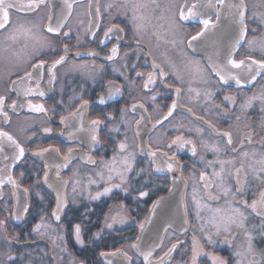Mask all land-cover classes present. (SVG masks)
<instances>
[{"label":"flooded vegetation","instance_id":"1","mask_svg":"<svg viewBox=\"0 0 264 264\" xmlns=\"http://www.w3.org/2000/svg\"><path fill=\"white\" fill-rule=\"evenodd\" d=\"M142 2L146 3L147 7L139 13L145 17L141 22L144 26L139 33L134 31L133 24L130 23V10L127 17L122 14L125 11L123 7L114 6L105 11L106 5L111 3L122 6L124 0H91V6L89 0H75L71 16L62 29V32H69V36L61 35L52 40V48L55 51L48 49L37 56L32 50V41H28V47L24 48L23 38L19 43H12L0 36V95L6 96L4 110L8 114L7 122L5 117L0 115V132L8 133L24 149V155L16 160L19 150L5 137H0V147L4 149L0 151V173L3 172L4 164L11 165V172L0 176V180L4 181V184L0 185V220L5 221L4 225L0 226V264H107L101 259L100 253L116 252L118 249L121 252L126 251L131 257L129 264H143L132 251V244L136 240L142 219L153 201L167 193L171 179L168 175L155 172L156 165L150 159L139 155L138 140L145 138L148 150L160 149L157 153L159 163L165 159L163 152H167L169 156L177 152L175 146L169 150L167 145L178 135L195 141L198 150L196 156L191 155L190 146L178 151L176 161L178 167H183L174 172H180L186 182L184 200L188 231L180 234L167 230L153 260L164 257V264H188L191 259L192 238L194 235H201V221L196 218L192 200L193 187L198 186L199 173L206 170V162L216 158L213 153L204 151L201 141L219 142L223 147L225 140H222L219 134L230 131L234 141L232 147L239 149L240 141L243 140L244 149L250 153L255 150L258 153L257 159L259 155H264V144L261 143L264 141V112H261L264 105L256 101L249 109L241 107L249 97L264 94V78H258L253 84H244L238 89L234 82L220 83L219 77L212 70L213 64L225 62L234 38L231 20L225 14L227 10L221 9L222 15L217 21L215 9H208L207 12L216 27L207 30L199 39L191 41V37L201 31L203 26L198 22L179 21L180 5L184 4L185 0H156V4H152L150 0ZM188 2L193 3L195 0ZM245 3L248 6V14H251L256 6L264 10L261 0H245ZM97 7L100 9L98 27ZM62 12H66L63 0H48V7H42L29 19L43 27L48 23L49 13L57 17ZM174 18L177 21L175 24ZM13 19L16 17L13 16ZM90 19L93 21L92 25L89 24ZM112 25H119L124 29L121 33L122 39L117 40L115 34H112L111 39L105 38L104 32ZM93 32L95 35H92ZM248 38L253 39L251 35ZM262 38L264 33L255 37L256 46L264 43ZM101 39L105 40L104 44H100ZM65 44L68 46L67 53L64 52ZM114 45L118 47V54L114 60H107L106 57ZM88 52H95L96 55L89 56ZM77 53L80 55L77 56ZM61 55L66 59L65 63L53 70L55 81L49 83L47 67L44 69L40 83L44 96L24 97L8 91L13 80L23 76L25 71H31V63L43 59L46 65L50 66ZM247 55L245 48H238L237 52L233 53L235 59ZM29 56L32 57L31 62L26 63ZM254 58L262 59L264 56L255 55ZM194 62H199L202 69V72L195 76L188 71L190 67L195 66ZM153 63L158 64L168 75L163 81L158 78L149 90H145L144 79L153 71ZM173 69L183 78L182 81L176 78ZM156 71L158 73L159 70ZM137 72L144 75L137 77ZM110 85L118 87L120 92L115 93ZM30 86L35 88V81H32ZM177 88L181 89L179 94L176 92ZM189 88L199 91L200 95L197 97L196 91L189 92ZM206 92L213 93L210 100L206 99ZM110 93L113 95L109 99ZM225 95L235 96L236 103L233 105L224 101ZM153 96L156 97L155 100L152 99ZM101 97L105 99L103 104L99 102ZM13 100L17 101L15 110L7 107ZM28 101L43 104L46 111H31ZM84 101H87V105H84ZM173 101L177 103L173 115L163 120ZM133 104H143L144 108L137 107L133 112ZM217 104L220 108L215 107ZM77 109H82L83 116L70 117V113L76 112ZM141 116L144 119L137 126L135 121L140 120ZM61 117L68 118V124H62ZM92 120L103 121L96 130L99 143L91 141ZM157 120L163 122L157 124ZM81 128L82 130H77ZM113 128H119V132H110ZM45 129L50 131L46 132ZM196 129H201L202 132L198 134ZM70 132L72 136H69ZM137 132L139 138L136 136ZM250 132L252 144L247 140ZM124 141L127 143V151L119 154L118 145ZM45 148L59 149V153L51 151L42 156L34 155ZM69 149L75 155L67 167L59 169V179L65 178L68 181L67 206L60 216V221L56 223L51 215L55 209V199L45 188L44 173L53 172L57 178L55 165L64 164L63 159L68 155ZM129 153L134 156L131 162L139 166L141 175L138 177L144 182L142 186L141 180L134 178L132 165V171L127 173V182L121 187L113 188L107 195L96 199L97 201L76 203L77 200H92L91 192L97 193L105 187L120 184V179L115 174L113 179L108 181L109 172L103 164L109 163L114 156L121 157ZM201 154L204 156L203 163ZM233 155L237 156L238 167L240 156L233 153L231 148L227 154L222 153L220 158L229 159ZM88 157H91L95 164L88 163ZM119 166L120 164L116 168ZM211 171V168L207 169L209 174ZM163 172L169 171L165 169ZM97 173H102L103 179ZM9 175L17 182V187L28 189L27 200L23 193L8 183ZM90 179L96 182L89 183ZM125 188L127 191L123 190ZM71 191L75 192L74 196ZM142 191L147 195L141 197L139 193ZM202 195L201 190L198 197ZM107 200L108 204L105 206L104 201ZM128 200H140V209L135 212L131 208L133 204ZM248 202L251 203L250 194ZM209 203L214 208L223 205L224 201L222 199ZM25 205L28 206L26 212ZM118 206L120 208L116 212ZM17 215L20 216L19 219L15 218ZM211 215L207 209L202 212L204 219H209ZM110 218L114 223L123 224L109 228L106 221ZM136 218L135 226L131 220ZM253 223L258 225L259 220L249 222L253 236L264 235L258 229H252ZM38 224L41 227L38 232H34L33 229ZM76 224L81 226L83 244L76 241ZM217 239H223V236ZM177 241L183 243L177 244ZM263 243L260 246L264 245ZM173 244H177L176 250L165 257L164 254ZM243 246V234L240 233L231 245L217 244L206 251H214L215 255L226 259L228 264H235L237 257L234 252H243ZM9 255L14 258L11 262L8 261ZM252 258L249 256V260ZM255 258L259 260L260 256ZM198 264H211V261L202 256L198 258Z\"/></svg>","mask_w":264,"mask_h":264},{"label":"snow or ice","instance_id":"2","mask_svg":"<svg viewBox=\"0 0 264 264\" xmlns=\"http://www.w3.org/2000/svg\"><path fill=\"white\" fill-rule=\"evenodd\" d=\"M152 4H156V0H150ZM75 0H63L64 8L66 12H62L59 16L54 17L51 13L48 15V23L41 25L34 20L29 19L30 16L38 13L42 7H48V0H0V36L3 37L5 41H10L12 43H19L21 38L25 41L23 47H28V41H32V50L39 56L44 51L52 48V40L56 37L63 35L64 37L69 36V32H62V29L65 28L66 22L71 16L73 4ZM261 4L264 5V0H261ZM89 5L91 6V0H89ZM123 7L125 11L122 13L126 17L128 16L129 10L131 11L130 23L133 24V29L135 32L139 33L143 28V23H141L145 17L140 15V10L147 7V4L142 2V0H124V4L114 5L108 4L105 7V11L113 7ZM158 7V5H157ZM226 9V16L230 18L231 24L233 26L234 38L230 44L229 51L225 57V62L222 64H213L212 70L216 76L219 77V81L222 84H229V82H234L237 88L243 87L244 84H253L257 81L258 78H264V58L255 59V55L264 56V43H261L259 46H256L255 37L259 33H264V10H261L260 6L254 7L251 14H248V6L245 3V0H195L193 3H189L188 0H185L184 4L180 5L179 10V21L180 22H198L202 25L201 31L197 32L196 35L191 37V41H195L202 37L205 32L211 28L216 27V24L211 20L210 15L208 14V9H215V15L217 21L221 18L222 12L221 9ZM91 15V14H90ZM13 16L16 19H13ZM96 26H99V17L100 9L96 8ZM55 20V23H53ZM177 23L175 18L173 19V24ZM89 24L92 25L93 21L90 19ZM91 31V28L89 29ZM124 32V29L119 25H112L107 28L104 32L105 38L111 39L112 34H115L117 40L122 39L121 33ZM47 34V35H46ZM92 35H95L93 32ZM249 35L253 39H249ZM264 39V38H262ZM191 41H189V47H191ZM139 44V40L136 41ZM105 40L101 39L100 44H104ZM238 48H245L248 55L241 59H235L233 53L237 52ZM68 46L65 44L64 52L67 53ZM118 54V47L113 46L110 50V54L106 57L107 60H114ZM80 54L77 53V56ZM87 55L95 56V52H88ZM128 54L126 53L125 56ZM31 56L25 61L26 63L31 62ZM66 57L61 55L59 59L54 60L50 66L46 65V62L43 59H39L36 63H31V71H25L23 76H20L17 80L12 81V85L9 87V92H15L17 96L23 95L24 97H29L33 95L44 96L45 93L40 90V83L43 79L44 69L47 67V74L49 76V83L55 81L56 75L53 71L58 65L65 63ZM195 66L188 69L189 73L193 76L200 74L202 69L199 67V62H194ZM84 67V66H82ZM135 68V65H133ZM153 71H150L147 74L146 79H144L143 88L149 90L151 85H154L159 78L163 81L164 77L168 75L163 68L158 64H152ZM159 70L158 73L156 70ZM115 71V69H114ZM173 74L176 75L178 80L182 81V77L176 73L173 69ZM137 77H142L144 74L141 72L136 73ZM35 81V88L31 87V82ZM110 88H114L115 93H119L120 89L115 87V85H110ZM181 91L180 88L176 89L177 94ZM196 91L195 89L189 88V92ZM113 93L109 94V99L112 98ZM200 95L199 91H196V96ZM213 93L206 92V99H211ZM153 100L156 99L155 96L152 97ZM224 101L231 104L236 103V97L225 95ZM259 101L264 105V94L254 95L249 97L242 105V109H249L253 107L254 103ZM99 102L103 104L105 99L100 98ZM6 103V96L0 95V115L5 117L7 122L8 114L4 110ZM84 105H87V101H84ZM17 106V101L13 100L11 104L7 105L8 108L15 110ZM139 108H144L143 104H133L131 111H135ZM177 107L176 101H173L172 105L169 107L167 114L163 117V120H167L173 115L174 109ZM216 108H220V105H215ZM28 108L31 111L41 113L45 112L43 104H33L31 101H28ZM146 111V109H145ZM191 111V109H189ZM261 112H264V107L261 108ZM83 116L82 109H77L76 112L70 113V117L78 118ZM123 119V117H122ZM144 119L141 116L140 120H136V125H140L141 121ZM239 119V117H237ZM68 118L61 117L62 124H68ZM162 120H157V124H161ZM103 123L101 120H92V135L91 141L93 143H99L98 136L96 135V130ZM82 125V120H81ZM155 126V125H154ZM264 127V125H262ZM82 130L81 129H77ZM46 132L50 129H45ZM110 132L115 131L119 132V128H113L109 130ZM179 131V129H177ZM196 132L199 134L202 132L201 129H196ZM73 134L70 132L69 136ZM222 140H225L224 146L222 147L219 142L208 143L207 141H201V146L205 152H211L216 157L214 160L207 161L205 164V171L199 173V183L198 186L193 187L192 200L195 205V214L197 220L201 221V227L199 229L200 236L196 235L192 238L191 246V259L188 261V264H198L199 257H207L211 264H228V261L221 256L215 255L214 251H206V249H211L217 244H232L240 233L243 234L246 245L244 251L236 250L234 256L238 259L236 264H245L244 257L251 256L252 259L247 261V264H264V251L257 252L254 248V236L252 231L249 229V222L259 220V224H252V229H258L260 233L264 234V155H259L253 150L251 153L248 150H245L243 147V140L240 141L239 149L232 147L234 144L233 136L230 131H225L219 134ZM137 138H139V132L136 133ZM0 137H5L9 142L14 144L19 150V155L15 157L16 160H19L20 157L24 155V149L6 132H0ZM226 138V139H225ZM249 144L253 143L251 132L247 136ZM264 144V141L261 142ZM176 147L177 152H173L171 156L167 152H163L162 155L165 157L162 161L157 163V153L160 152V149L157 148L156 151L149 150L147 155L152 157V163L156 165L155 170L158 172L164 171L165 169L169 172H175L180 170L183 166L178 167V162L176 161V156L178 151L183 150L186 146H190L189 151L192 156L198 155L197 144L192 139H185L183 135H178L167 145V148L171 150L173 147ZM231 148L233 153H236L240 156L239 166L237 167V156L233 155L229 159H221V154H227L228 149ZM119 154H123L127 151L126 141L120 142L118 145ZM4 149L0 147V151ZM55 151L59 153V149H42L40 152L34 153V155H43L46 152ZM115 151V149H114ZM75 154L69 149L68 155L64 156V164H56L57 168V179H59V169L61 167H67L68 163ZM7 159V157H5ZM134 159L133 154L129 153L124 155L123 159L120 161L122 164V170L117 171V157L114 156L112 161L109 163H104L103 167L106 168L109 172L108 181L113 179V174L117 175L120 179V184H114L111 187H105L103 192H97L92 199H99L103 195H107L112 191L113 188H119L122 184L127 182L128 176L127 173L132 171V162ZM251 161V162H248ZM88 163L95 164V161L91 157L87 158ZM201 162H204V156L201 154ZM258 165V166H256ZM218 166V168H217ZM48 167L47 165L45 166ZM211 168L212 171L209 174L207 169ZM23 175V173L21 174ZM103 179L102 173H97ZM8 183L12 184L13 187H17V182L12 179L11 175L7 178ZM96 181L91 180L89 183H95ZM44 183L48 184V172L44 173ZM63 184H67L68 181H62ZM186 183V182H185ZM4 181L0 180V185H3ZM51 188L52 185L48 184ZM127 191V189H123ZM203 191V195L198 197V193ZM25 192L28 189L24 190ZM215 191V194H213ZM249 194L251 196V203L248 202ZM15 195V192L13 193ZM141 197L146 196V192H140ZM242 197V199H238ZM223 199V205H218L212 207L209 202H219ZM64 207V201L61 198L59 192H57V204L56 208L52 212V216L56 220L60 219V212ZM204 209H207L212 213L209 219H204L202 212ZM28 210V206H24V211ZM16 219H19L20 216H15ZM43 219V217L41 218ZM5 221L0 220V226L4 225ZM184 223L187 224L188 220L185 219ZM41 225H36L33 229L34 232H38ZM111 227V225H108ZM143 228V225H141ZM235 230V231H234ZM74 234L77 243L83 244L81 240V226L76 224L74 226ZM98 235V234H97ZM223 236V239H217ZM231 237V239H229ZM139 239V237H138ZM182 241H177V244H182ZM177 244H173L171 248L164 254L165 257L170 256V254L176 250ZM159 246V245H157ZM137 244H133L132 248L138 249ZM118 253L123 255L125 259L131 260V257L128 256V253L121 252L117 250L116 252L105 253L101 252L100 255L103 257L107 256H116ZM153 250L149 249L146 252H141L140 255L143 256L145 264H148L149 258L152 256ZM259 255L260 259L257 260L255 257ZM14 258L9 255L8 261L11 262ZM164 260V257H160L161 264ZM111 264V262H109Z\"/></svg>","mask_w":264,"mask_h":264},{"label":"water","instance_id":"3","mask_svg":"<svg viewBox=\"0 0 264 264\" xmlns=\"http://www.w3.org/2000/svg\"><path fill=\"white\" fill-rule=\"evenodd\" d=\"M138 141H139V145H138L139 155L146 157L150 159V161H152V157L147 155L149 150L147 149L145 138L142 137V139H139ZM10 172H11V165L4 164L3 172L0 173V176H2V174L4 173L9 174ZM155 172L161 175H168L171 180H170V187L167 193L155 199L151 204L150 208L148 209L147 213L142 219V222L138 229L136 240L133 243V244H137L139 247L138 249L132 248V251L137 257L140 258L143 264H145V261L143 259V256L140 255V253L146 252L149 249L153 250V254L149 258L148 264H161L160 260L155 261L153 260V257L156 251L160 248L162 240L167 230H172L180 234L188 231V223L187 224L184 223V220L187 219L185 200H184L186 184L181 173L180 172L165 173L163 171L161 172L155 171ZM62 181H66V179L65 178L57 179L54 177V173L51 172L48 174V184H51L52 187L50 188L48 184H45V188L55 199V208L57 204V192H59L61 198L64 201V207L60 212V216L64 212L67 206V200H66L67 184L66 185L63 184ZM16 190H18L20 193H23L24 197H26L27 200V192L24 191L25 189L16 187ZM26 200H24L25 204H26ZM52 218L56 223L60 221V219L56 220L55 217L53 216ZM141 225H143V228H141ZM101 259L107 264H109V262H111V264L130 263V260L125 259V257L120 253H118L116 256H107V257L101 256ZM164 260L162 264H164Z\"/></svg>","mask_w":264,"mask_h":264},{"label":"rangeland","instance_id":"4","mask_svg":"<svg viewBox=\"0 0 264 264\" xmlns=\"http://www.w3.org/2000/svg\"><path fill=\"white\" fill-rule=\"evenodd\" d=\"M117 157V165H116V167L120 164V159L122 160L123 159V156H121V157H118V156H116ZM112 161V160H111ZM110 161V162H111ZM132 165H134V167H133V169H134V171H135V173H134V178H136L138 181H140V183H141V186L143 185V183L144 182H142V179L140 178V177H138V175H141L140 174V171H139V166H138V164H136V163H132ZM117 169H121L122 170V164H120V166L117 168ZM133 178V179H134ZM78 190V189H77ZM104 190V189H103ZM103 190L102 191H100V192H103ZM86 191H90V189H86ZM71 195H75V192H73L72 193V191H71ZM88 195V194H87ZM96 195V193H93V192H91V199H92V197H94ZM77 201H79V200H77ZM76 201V203H81V202H90V201H97L96 199H92V200H80L79 202H77ZM99 201V200H98ZM130 203H132L133 205H132V207L131 208H133L134 210H135V212H137L139 209H140V206H141V204L142 203H140V200H128ZM75 202V201H74ZM143 202V201H142ZM120 208V206H118L117 208H116V212H117V210ZM120 212V211H119ZM131 223L132 224H135V226H136V224H137V218L134 220H131ZM123 223H114V221L110 218V219H108L107 221H106V225L108 226V225H111V227L112 226H116V227H119V226H121ZM110 228V227H109ZM263 236V237H262ZM262 236H254V241H253V243H254V248H255V246H256V248H255V250L259 253V252H261V251H264V245H262V246H260V244L261 243H263V241H264V235H262ZM243 244H245L246 245V242H245V240H244V237H243ZM264 244V243H263ZM244 251V250H243ZM238 259V258H237ZM249 260V256H245L244 257V261H245V264H247V261ZM236 264V263H235Z\"/></svg>","mask_w":264,"mask_h":264},{"label":"trees","instance_id":"5","mask_svg":"<svg viewBox=\"0 0 264 264\" xmlns=\"http://www.w3.org/2000/svg\"><path fill=\"white\" fill-rule=\"evenodd\" d=\"M108 204V200L107 201H104V205L106 206Z\"/></svg>","mask_w":264,"mask_h":264}]
</instances>
